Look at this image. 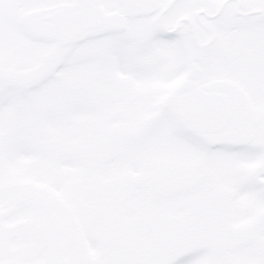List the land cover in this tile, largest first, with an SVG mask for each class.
<instances>
[{
    "label": "snow or ice",
    "instance_id": "1",
    "mask_svg": "<svg viewBox=\"0 0 264 264\" xmlns=\"http://www.w3.org/2000/svg\"><path fill=\"white\" fill-rule=\"evenodd\" d=\"M113 215L131 264H264V0H0V264Z\"/></svg>",
    "mask_w": 264,
    "mask_h": 264
},
{
    "label": "rangeland",
    "instance_id": "2",
    "mask_svg": "<svg viewBox=\"0 0 264 264\" xmlns=\"http://www.w3.org/2000/svg\"><path fill=\"white\" fill-rule=\"evenodd\" d=\"M111 192L117 198V203H123L133 195L124 188L120 179L113 182ZM17 238L16 231L10 233L11 241H16ZM149 242L146 231L138 230L136 224L118 215H113L106 221L104 234H93L87 242V247L94 264H102L106 253H111L131 264V261L147 247ZM45 246L48 248L49 255L54 256L58 252L72 247L73 242L71 240H51L46 242ZM13 247L15 248L17 245H13ZM18 247L26 251L31 248L27 243H21ZM43 264H48L47 258Z\"/></svg>",
    "mask_w": 264,
    "mask_h": 264
},
{
    "label": "water",
    "instance_id": "3",
    "mask_svg": "<svg viewBox=\"0 0 264 264\" xmlns=\"http://www.w3.org/2000/svg\"><path fill=\"white\" fill-rule=\"evenodd\" d=\"M14 227H18V226H14Z\"/></svg>",
    "mask_w": 264,
    "mask_h": 264
}]
</instances>
